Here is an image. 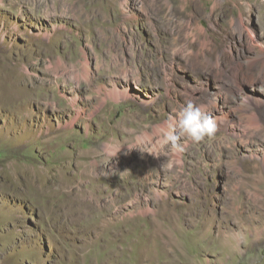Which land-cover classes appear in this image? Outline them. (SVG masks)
<instances>
[{
	"label": "rangeland",
	"instance_id": "1",
	"mask_svg": "<svg viewBox=\"0 0 264 264\" xmlns=\"http://www.w3.org/2000/svg\"><path fill=\"white\" fill-rule=\"evenodd\" d=\"M172 5L0 0V264H264V0Z\"/></svg>",
	"mask_w": 264,
	"mask_h": 264
},
{
	"label": "clouds",
	"instance_id": "2",
	"mask_svg": "<svg viewBox=\"0 0 264 264\" xmlns=\"http://www.w3.org/2000/svg\"><path fill=\"white\" fill-rule=\"evenodd\" d=\"M216 130V120L207 113L205 106L188 103L174 116L153 128L152 136L156 138L158 147L152 155L160 156L163 153L159 149L163 146H170L179 163L180 154L183 152L180 143L182 138L198 143L205 138H212Z\"/></svg>",
	"mask_w": 264,
	"mask_h": 264
},
{
	"label": "bare ground",
	"instance_id": "3",
	"mask_svg": "<svg viewBox=\"0 0 264 264\" xmlns=\"http://www.w3.org/2000/svg\"><path fill=\"white\" fill-rule=\"evenodd\" d=\"M126 2L128 1V0H125ZM171 2L173 3V5H172V10L176 13V11L178 10V8H176V0L174 1H172L171 0ZM134 13V12H133ZM132 15V14H131ZM127 18V17H126ZM134 18V17H133ZM136 18V17H135ZM257 82V81H256ZM255 86V85H254ZM263 87V86H262ZM232 92V91H231ZM211 103H212V101H210ZM213 104H215V103H213ZM57 114V113H56ZM75 119H77V117H75L73 120H71V121H73L74 122V120ZM73 122H69V123H67V124H71V123H73ZM74 124V123H73ZM67 126V125H66ZM61 127V126H60ZM70 127V126H69ZM72 128V127H71ZM114 165V164H113ZM69 172V171H68ZM74 176V175H73ZM72 176V177H73ZM65 183L63 182L62 184H60L59 185V187H57V188H55V191H54V193H56V194H58V195H61L62 196V198H60V200L62 201V200H65V197H64V195H65V191L63 190V185H64ZM102 194V193H101ZM104 195V194H103ZM71 198V196H68V199H70ZM81 202L83 201V202H86L85 200H80ZM82 202V203H83Z\"/></svg>",
	"mask_w": 264,
	"mask_h": 264
}]
</instances>
